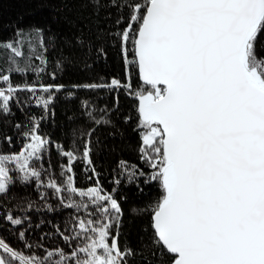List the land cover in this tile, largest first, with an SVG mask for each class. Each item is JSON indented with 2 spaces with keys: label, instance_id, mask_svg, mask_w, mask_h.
<instances>
[{
  "label": "snow or ice",
  "instance_id": "snow-or-ice-1",
  "mask_svg": "<svg viewBox=\"0 0 264 264\" xmlns=\"http://www.w3.org/2000/svg\"><path fill=\"white\" fill-rule=\"evenodd\" d=\"M82 2L92 7L93 15L103 8L117 9L115 23L124 27L115 32L97 29L94 38H86L81 29L61 42L68 50L62 59L74 62V49L88 55L90 44L106 55L103 42L118 41L126 66L137 68L146 89L133 92L130 76L124 82L113 78L73 88L132 95L137 102L133 131L138 163L119 159L110 190L101 185L93 164L92 138L96 129L112 124L105 117L118 109V95L112 108L99 109L100 117L88 101L77 102L76 118L70 119L82 123L85 131L82 144L71 150L40 134L43 116L30 117L27 130L20 133L24 142L18 154H0V197L10 191L12 165L23 182L32 179L38 190L44 189L39 199L47 211L72 213L63 228H56L62 243L45 246L48 233L33 241L26 236L29 216L3 211L0 222L9 226L18 244L0 234V264H132L137 256L144 264H264V0ZM33 33L43 50L35 56L45 65L34 69L39 75L46 71L47 42L43 29ZM23 35L17 30L14 42L0 41V51L12 54L8 67L0 69V118L14 115L12 105L20 92L35 96L36 107L51 114L56 94L65 91L63 84L12 83L7 73L23 74L31 67L32 56L22 51ZM17 58L25 67L17 66ZM50 78L56 79L54 72ZM65 98L78 100L72 91ZM13 128L18 131L20 125ZM3 142L11 144L13 138L3 134ZM50 148L66 161L58 164V176L50 161L47 168L42 163ZM77 161L91 173L89 180L96 177L93 186H77ZM122 185L139 193L158 187L161 193L150 209L147 240L141 239L139 249L121 244V202L127 199ZM47 190L58 202L55 208L47 204ZM32 208L29 201L26 211ZM25 221L28 226L22 227ZM145 249L152 251L146 256Z\"/></svg>",
  "mask_w": 264,
  "mask_h": 264
},
{
  "label": "trees",
  "instance_id": "trees-1",
  "mask_svg": "<svg viewBox=\"0 0 264 264\" xmlns=\"http://www.w3.org/2000/svg\"><path fill=\"white\" fill-rule=\"evenodd\" d=\"M118 15L120 13L115 8H103L98 15H93L92 7L86 6L82 0H0V41L14 42L17 30H20L24 34L21 37L24 40L22 51L32 56L30 70L23 74L7 73L12 77V83L14 85L36 84L37 86L56 83L65 86L64 92L56 94L55 103L51 106V114L44 113L41 108L36 107L35 96L26 92L17 94L18 102L12 105L14 115L0 118V154H18L24 142L20 133L27 130L26 125L29 118L33 116L38 119L44 117L40 125L41 135L71 150L81 145L84 139L82 133L85 131V126L79 121L74 124L70 119L76 118L77 102L88 101L94 116L100 117L102 113L99 109L112 108L114 98L118 95V109H113L111 114L105 117L111 119L112 124L96 129L92 138L93 164L96 171L100 173L101 185L110 190L112 185L109 181L113 176L112 170L119 159L123 158L129 162L138 163L136 155L138 137L133 131L137 123V102L132 95L124 90L110 92L107 89L89 91L73 88V85L107 83L113 78L124 82L130 76L133 92L146 89V86L139 80L137 68L126 66L118 41L108 38L103 42L102 47L106 49V55L97 54L90 44L88 55L85 56L84 52L74 49V62L62 59L64 53L68 51L61 46L64 39L79 34L81 29H84L86 38H94L97 29L104 32L119 31L124 27V24L117 25L115 23ZM124 15L127 13L125 12ZM35 28L43 29L42 35L47 42V51L43 53L47 60L46 71L39 75L34 69L45 67V65L35 59V56L43 51L39 47L38 37L33 33ZM89 28L92 30L91 33L88 31ZM96 43L99 44L100 41H96ZM31 48H35V52H32ZM132 53L133 47L129 43L128 56L130 59L133 58ZM11 55L10 51H0V69L8 67L6 61ZM17 66L25 67L24 60L17 58ZM53 72L56 75L55 80L50 78ZM69 91L75 93L77 101H69L65 98ZM37 95L46 94L37 93ZM126 117H131L127 123L124 122ZM14 124L20 125L18 131L13 128ZM3 134L11 136L13 142L11 144L3 142ZM49 156L51 159L42 162L45 168L48 167L47 161H50L54 168L55 161L56 164L66 163L56 155L52 148L49 151ZM73 167L77 186L86 188V186L94 185L96 177L89 180L88 177L91 173L83 170L84 166L80 161H77ZM57 169L59 170V167ZM121 187L127 196V199L121 202L124 210L121 244L129 242L134 249H139L141 239L147 240L148 233L144 229L148 227L150 209L159 200L161 193L158 187L145 188L143 193H139L134 186L124 188L122 185ZM40 191H44V189L38 190L36 182L32 179L27 183L20 182L6 196L0 197V217L6 210L12 211L22 219L27 215L30 217L31 227L26 236L30 241L40 237L43 233H48L50 238L45 239V246H50L53 242L62 243L55 235L56 228L64 227L70 218V213L64 215L61 212L62 209L47 211L44 207L46 202L39 199ZM47 195V204L55 208V198L51 196V190H47ZM29 201L33 202V208L26 211ZM63 210L69 211L68 209ZM28 223L29 221H25L22 227H27ZM37 225L39 227H36ZM0 234L11 245L18 244L15 237L10 234L9 226L6 223L0 222ZM151 251V249H145V255H149ZM132 264H144V261L140 256H137L132 260ZM153 264H156L155 260Z\"/></svg>",
  "mask_w": 264,
  "mask_h": 264
},
{
  "label": "rangeland",
  "instance_id": "rangeland-1",
  "mask_svg": "<svg viewBox=\"0 0 264 264\" xmlns=\"http://www.w3.org/2000/svg\"><path fill=\"white\" fill-rule=\"evenodd\" d=\"M51 149V148H50ZM50 151V150H49ZM48 160V159H51L50 158V156H49V152L46 154V157H45V160ZM42 162H44V161H42ZM10 168H13V171H11L10 172V175L12 176V178H13V183H12V185L10 186V191L13 189V188H15L18 184H20V182H22V179H21V174H19L18 172H16L15 170H14V166H12V165H10L9 166ZM58 168V163L56 164V161H55V168L53 167V169H52V171H53V174L54 175H57L58 176V172H59V170L57 169ZM78 199V198H77ZM57 201L55 200V204L57 205ZM56 205H55V207H56ZM61 212H63V214L65 215V214H69V213H72V210H69V211H65V210H63L62 209V211ZM64 217H66V216H64Z\"/></svg>",
  "mask_w": 264,
  "mask_h": 264
}]
</instances>
